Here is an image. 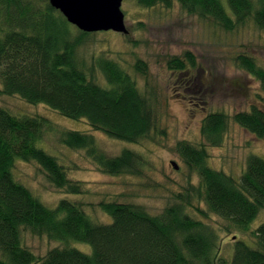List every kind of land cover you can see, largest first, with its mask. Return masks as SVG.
<instances>
[{"label": "trees", "instance_id": "trees-1", "mask_svg": "<svg viewBox=\"0 0 264 264\" xmlns=\"http://www.w3.org/2000/svg\"><path fill=\"white\" fill-rule=\"evenodd\" d=\"M141 8H171L174 0H132ZM182 9L227 32L252 22L264 32V0H177ZM95 33V32H94ZM94 33L72 25L49 0H0V96H19L30 104H44L63 117L86 120L94 131L111 139L138 143L161 130L158 100L113 58L103 54L88 60L83 46ZM126 34V33H124ZM237 65L261 83L264 68L247 55ZM198 67L191 51L171 58L168 67L185 74ZM134 69L143 76L148 65L138 59ZM101 77V80L98 78ZM183 76V75H182ZM237 124L264 137V110L253 106L238 112ZM202 134L212 146H221L229 116L211 112L203 119ZM55 133L60 143L84 150L108 175L142 176L150 167L145 155L124 149L110 155L94 134L62 128L42 115L14 114L0 106V264H264V223L254 232L253 245H234L232 259L222 256L217 231L204 219L187 213L192 201L226 219L240 231H249L264 208V158L250 154L242 174L233 175L208 163L206 148L180 141L177 151L184 164L200 178L157 215L136 203L103 200L99 207L107 221H97L77 196L86 193L83 181L73 179L76 164L68 165L40 147ZM57 154V153H56ZM34 164L47 181L63 190L50 206L15 175L17 163ZM71 175V176H70ZM58 243L45 256L24 244V234ZM74 242L91 246L87 253Z\"/></svg>", "mask_w": 264, "mask_h": 264}, {"label": "rangeland", "instance_id": "rangeland-1", "mask_svg": "<svg viewBox=\"0 0 264 264\" xmlns=\"http://www.w3.org/2000/svg\"><path fill=\"white\" fill-rule=\"evenodd\" d=\"M122 10L126 34L113 30L93 32L82 52L88 60L99 54L117 60L136 79L140 89L147 88L148 93L156 95L161 129L158 133L163 134H153L138 143L118 141L92 130L86 120L63 117L44 104H30L19 96H0V106L14 114L45 116L62 128L94 134L100 147L110 155L133 149L149 160L150 167L142 176H112L103 173L84 150L64 147L55 133L47 135L39 144L51 154L59 155L64 163L76 164L78 169L70 176L83 181L86 190L77 197L86 203V210L99 222L107 221V217L111 219L99 207L103 200L140 204L157 215L175 202L177 193H185L190 182L199 186L198 174L188 169L177 151L180 141L205 147L209 165L235 178L244 171L250 154L264 158V137L252 134L233 119L238 112L250 111L253 106L264 110L261 83L235 62L238 55H247L264 68V32L252 22L227 32L208 20L188 14L177 0L171 8L150 9L137 6L132 0H123ZM186 51L194 54L198 67L190 66L185 74L170 70L168 61L183 56ZM138 59L148 65L146 77L134 69ZM98 78L101 80L100 76ZM211 112H224L229 116V128L221 146L210 145L201 131L203 119ZM14 172L20 182L50 206H55L65 196V192L53 187L34 164L17 163ZM191 204L187 206V213L195 219H204L217 231L222 256L227 259L233 257L237 237L253 245L254 232L264 223V208L245 232L226 219L210 213L202 215L198 210H207L204 202L194 199ZM23 241L39 256H45L59 245L28 232ZM74 245L84 252H92L88 244L74 242Z\"/></svg>", "mask_w": 264, "mask_h": 264}, {"label": "water", "instance_id": "water-1", "mask_svg": "<svg viewBox=\"0 0 264 264\" xmlns=\"http://www.w3.org/2000/svg\"><path fill=\"white\" fill-rule=\"evenodd\" d=\"M56 10L80 30L88 33L116 31L126 33L123 0H49ZM176 168L178 166L173 163Z\"/></svg>", "mask_w": 264, "mask_h": 264}, {"label": "bare ground", "instance_id": "bare-ground-1", "mask_svg": "<svg viewBox=\"0 0 264 264\" xmlns=\"http://www.w3.org/2000/svg\"><path fill=\"white\" fill-rule=\"evenodd\" d=\"M252 241L254 242L255 241V238H253Z\"/></svg>", "mask_w": 264, "mask_h": 264}]
</instances>
